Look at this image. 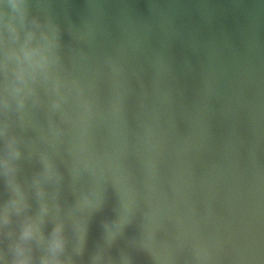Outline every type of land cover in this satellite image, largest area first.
<instances>
[{"label":"water","instance_id":"1","mask_svg":"<svg viewBox=\"0 0 264 264\" xmlns=\"http://www.w3.org/2000/svg\"><path fill=\"white\" fill-rule=\"evenodd\" d=\"M21 3L0 123L37 264H264V0Z\"/></svg>","mask_w":264,"mask_h":264},{"label":"clouds","instance_id":"2","mask_svg":"<svg viewBox=\"0 0 264 264\" xmlns=\"http://www.w3.org/2000/svg\"><path fill=\"white\" fill-rule=\"evenodd\" d=\"M11 6L14 12H23V5L21 0H10ZM7 13L4 14V17H0V23L3 24V28L6 32L11 33L14 39H19V29L15 23V16L11 19H7ZM34 33L30 32L28 34V40L25 42L24 47V59L27 60L28 67H25L23 62H21L20 68L17 70V81L19 82L18 87L15 89L16 93H20L28 88V95L33 93V89L28 87L29 81H35L41 76L47 80L49 79V61L47 55L45 54L43 47L37 44L35 47H29V43L34 38ZM3 107L7 112L10 107L7 95H5L2 101ZM24 99L20 100V105L23 106ZM4 137V159L0 161V167L3 168L5 175H9L13 170V165L11 163L10 156L14 153L18 155V151L15 148L14 138L8 135V128L5 125L3 132L0 133ZM18 203V202H13ZM19 210V209H17ZM4 222H10V217L8 216V209L5 208ZM35 228L31 223L26 224L24 231L22 233L21 242L17 243L14 251L16 254V259L13 261V264H31V257L27 254V249L24 246V241H27L34 234ZM63 247L62 241H57L54 245V249H61ZM48 264V262H46ZM52 264H59L58 261H53Z\"/></svg>","mask_w":264,"mask_h":264}]
</instances>
